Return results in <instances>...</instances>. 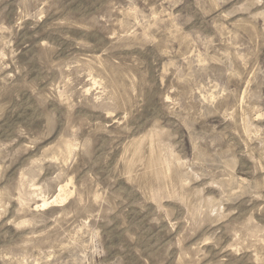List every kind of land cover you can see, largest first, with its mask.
Instances as JSON below:
<instances>
[{"label":"rangeland","instance_id":"374dc122","mask_svg":"<svg viewBox=\"0 0 264 264\" xmlns=\"http://www.w3.org/2000/svg\"><path fill=\"white\" fill-rule=\"evenodd\" d=\"M0 264H264V0H0Z\"/></svg>","mask_w":264,"mask_h":264},{"label":"bare ground","instance_id":"6f19581e","mask_svg":"<svg viewBox=\"0 0 264 264\" xmlns=\"http://www.w3.org/2000/svg\"><path fill=\"white\" fill-rule=\"evenodd\" d=\"M62 190H63V189H62ZM59 193H60V192H59ZM65 194H66V193H65ZM62 197H63V196H62ZM62 197H61V198H62ZM45 203H46V202H45Z\"/></svg>","mask_w":264,"mask_h":264}]
</instances>
